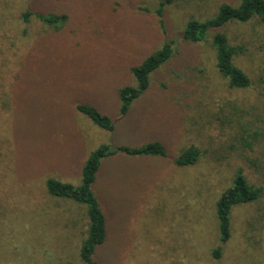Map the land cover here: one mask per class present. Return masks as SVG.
I'll list each match as a JSON object with an SVG mask.
<instances>
[{
  "label": "rangeland",
  "instance_id": "obj_1",
  "mask_svg": "<svg viewBox=\"0 0 264 264\" xmlns=\"http://www.w3.org/2000/svg\"><path fill=\"white\" fill-rule=\"evenodd\" d=\"M0 0V264H84L86 207L46 193L45 180L80 185L101 145L160 142L166 157L116 152L102 160L92 191L107 219L99 264L264 263V24L258 17L220 29L238 48L233 65L250 85L229 88L209 42L181 38L189 20L212 18L240 0ZM26 11L66 15L58 30ZM168 40L171 60L129 112L118 91L130 71ZM92 105L113 122L103 130L76 110ZM195 147L192 166L173 160ZM241 170L260 188L232 209L220 242L216 205ZM220 248L215 259L213 250Z\"/></svg>",
  "mask_w": 264,
  "mask_h": 264
},
{
  "label": "trees",
  "instance_id": "obj_2",
  "mask_svg": "<svg viewBox=\"0 0 264 264\" xmlns=\"http://www.w3.org/2000/svg\"><path fill=\"white\" fill-rule=\"evenodd\" d=\"M171 1H162L156 14L161 16L162 8L166 4L171 3ZM31 16L55 30H58L59 26L67 21L66 15L31 13L30 11L22 14V19L27 23ZM255 16L264 24V0H240L236 6L221 4L212 18L204 21L189 20L184 27L181 38L183 41L192 44L209 42L214 50L215 68L218 74L227 81L229 88L246 89L250 85L247 75L235 67L232 62L238 48L231 47L223 33L216 32L212 36H208V33L209 31L220 29L231 22L246 23ZM173 46V40L165 41L159 49L155 50L139 65L130 69L137 85L136 87L124 86L119 89L120 116L127 115L133 101L147 91L150 75L171 60L174 53ZM75 108L97 127L106 131L113 130L114 125L111 119L99 112L94 106L77 104ZM116 152L137 157H166L165 147L160 142H150L138 148L120 146L115 150L108 145H101L84 162L81 170L80 185L62 183L52 178L46 179L44 183L46 193L50 196L83 204L86 207L88 225L86 237L80 248V259L84 264H99L93 258V255L96 249L106 241L107 219L92 191V186L101 167L102 160ZM199 156V150L195 147H190L181 152L173 160V163L177 167L192 166L197 162ZM260 195L261 189L249 185L241 170H238L229 187L220 195L216 205V217L221 243H226L231 235L232 209L242 204L253 203ZM212 256L215 259L220 258V248L213 250Z\"/></svg>",
  "mask_w": 264,
  "mask_h": 264
}]
</instances>
